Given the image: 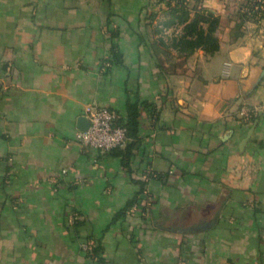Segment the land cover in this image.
<instances>
[{
  "label": "crops",
  "instance_id": "0c3cea01",
  "mask_svg": "<svg viewBox=\"0 0 264 264\" xmlns=\"http://www.w3.org/2000/svg\"><path fill=\"white\" fill-rule=\"evenodd\" d=\"M186 1L211 54L152 24L165 0H0V264H100L86 239L101 264H264V0ZM92 102L135 135L82 147Z\"/></svg>",
  "mask_w": 264,
  "mask_h": 264
},
{
  "label": "trees",
  "instance_id": "16d2710c",
  "mask_svg": "<svg viewBox=\"0 0 264 264\" xmlns=\"http://www.w3.org/2000/svg\"><path fill=\"white\" fill-rule=\"evenodd\" d=\"M174 1V4H171ZM186 0H165L168 18L163 21V26L175 25L179 26V31L171 38L172 47L180 54L187 55L195 49H203L206 53L211 54L218 49V39L215 34L218 24V17L212 12L196 8L195 6H185ZM155 13L149 15L152 18ZM160 43H164L162 38ZM128 117L126 119H119L118 123L126 127V135L133 136L137 128L136 113L134 110H128ZM140 191L134 194L125 206L118 210L114 216L123 214L131 205L137 203L140 205L141 201ZM87 240V239H86ZM101 250L100 243L94 241L91 248L85 251L91 256L97 257V261L101 264L102 258L99 256ZM98 254V255H97Z\"/></svg>",
  "mask_w": 264,
  "mask_h": 264
},
{
  "label": "built area",
  "instance_id": "2783aa9c",
  "mask_svg": "<svg viewBox=\"0 0 264 264\" xmlns=\"http://www.w3.org/2000/svg\"><path fill=\"white\" fill-rule=\"evenodd\" d=\"M242 113L247 114V110ZM83 116L88 124L75 132V139L82 147L108 151L123 145L126 141V127L117 122L116 113L111 108L94 102L88 103L84 106ZM91 246L92 242L86 240L82 244V249L87 251Z\"/></svg>",
  "mask_w": 264,
  "mask_h": 264
},
{
  "label": "rangeland",
  "instance_id": "374dc122",
  "mask_svg": "<svg viewBox=\"0 0 264 264\" xmlns=\"http://www.w3.org/2000/svg\"><path fill=\"white\" fill-rule=\"evenodd\" d=\"M171 4H174V1H171ZM185 6L191 7L192 4L188 1H185ZM165 10H166V3L165 2H163L162 5H159L158 7L155 8L154 12H156V13L151 18L152 24L154 26H163V21L168 18V14L165 13ZM176 27L178 28V26L171 25V28H176ZM90 241L93 244V241L92 240H90ZM84 242H86V241H84ZM82 244H83V242L80 244L81 248H82Z\"/></svg>",
  "mask_w": 264,
  "mask_h": 264
},
{
  "label": "water",
  "instance_id": "95a60500",
  "mask_svg": "<svg viewBox=\"0 0 264 264\" xmlns=\"http://www.w3.org/2000/svg\"><path fill=\"white\" fill-rule=\"evenodd\" d=\"M87 124V120L84 116L81 115L78 117V128H85Z\"/></svg>",
  "mask_w": 264,
  "mask_h": 264
}]
</instances>
